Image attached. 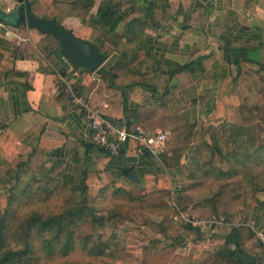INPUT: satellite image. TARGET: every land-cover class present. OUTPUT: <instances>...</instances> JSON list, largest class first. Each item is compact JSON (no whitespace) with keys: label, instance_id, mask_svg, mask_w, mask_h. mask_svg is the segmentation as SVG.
<instances>
[{"label":"crops","instance_id":"0c3cea01","mask_svg":"<svg viewBox=\"0 0 264 264\" xmlns=\"http://www.w3.org/2000/svg\"><path fill=\"white\" fill-rule=\"evenodd\" d=\"M141 1L134 11L116 9L109 18L102 17L105 0L81 14L54 11L78 36L83 25L92 26L89 40L108 56L105 70L74 76L58 40L43 46L51 34L7 23L4 15L14 14L20 2L0 0L10 31L0 32V181L7 187L50 176L78 179L100 164L104 153L91 143L83 113L70 108L65 79L122 125L169 130V155L175 124L199 134L171 168L161 154L140 152L137 143L104 162L111 178L129 181L137 194L151 183H166L193 210L197 198L190 196L188 180L190 167L202 162L201 145L245 155L264 145V120H248L264 110H253L264 96V0ZM231 218H242L254 231L242 238L241 256L264 261V195ZM232 228L212 231L211 243L222 246Z\"/></svg>","mask_w":264,"mask_h":264},{"label":"trees","instance_id":"16d2710c","mask_svg":"<svg viewBox=\"0 0 264 264\" xmlns=\"http://www.w3.org/2000/svg\"><path fill=\"white\" fill-rule=\"evenodd\" d=\"M29 1L32 4V9H36V15L46 19H57L54 14L55 10H61L67 15L81 14L89 11L99 2V0ZM115 10L114 6L102 7V17L108 16L109 18ZM15 19V13L4 15V20L7 23H14ZM92 28L90 25H83L80 37L89 40ZM104 68L102 66L98 71H103ZM263 105L264 96L254 105L253 110L257 107L262 108ZM256 117L264 120V110L251 113L248 117L249 122L255 120ZM174 120L177 123V120ZM195 137L199 138V134L185 128V125H174L170 142L172 154L169 155L167 150L161 153V158L168 168L180 164L191 139ZM131 143L139 144L137 141L131 140L122 153ZM102 152L104 156L100 158V164L98 163L94 169L86 170L78 179L50 176L46 180L32 181L22 188H9L0 181V264H50L53 261L55 264H79L67 260L66 257L80 240L76 234L77 227L81 222L80 211L86 208L95 211L97 204L94 201L98 203L109 198L121 199L132 205H138V208L145 212L157 215H163L170 209L168 199L172 191L166 186V183L160 185L150 182L151 185L148 188L144 189L141 194H137L129 181L111 178L105 172L104 162L112 161L117 156ZM199 152L202 162L190 167L188 180V192L191 197L197 198L193 213L205 217L224 216L230 220L231 215L246 203L264 195V145L249 155L225 154L217 145H201ZM165 177L166 174H163V178ZM55 182L59 183L62 188L68 185L73 188L70 193L71 197L65 200L63 209L54 211L50 207L51 210L46 212L35 208V202L40 195H47L43 199L46 201L49 195L54 192V188L50 185ZM76 184L77 186H75ZM180 198L181 201H184L182 199L185 197L180 195ZM25 206L28 207V211L24 213L21 210ZM119 206L113 207L117 209L115 215H119L123 208V206ZM97 217L103 221V216ZM16 222L18 224L14 230ZM146 226L157 235L167 238L171 231L175 230L174 227H177L176 229L180 227L176 221L174 222V219L165 217L164 219L149 218L146 220ZM185 228L197 231L199 238H203L204 231L200 228L190 225H186ZM253 236L254 231L250 226L241 225L232 228L224 244L217 249L213 264H264V261L258 257L238 254L239 249L244 247L242 238ZM85 241L88 242V240ZM233 245H236V248H233ZM91 252L96 251L92 248ZM59 258L62 260L56 263V259Z\"/></svg>","mask_w":264,"mask_h":264},{"label":"rangeland","instance_id":"374dc122","mask_svg":"<svg viewBox=\"0 0 264 264\" xmlns=\"http://www.w3.org/2000/svg\"><path fill=\"white\" fill-rule=\"evenodd\" d=\"M105 3L106 7L114 6L117 10L130 13L136 9V4L143 2L141 0H105ZM142 8L145 7H140ZM55 20L59 23L57 19ZM49 39L43 42V46L56 44L53 35ZM50 186L54 188V192L46 201L43 199L47 195H40L35 202V208L46 212L51 209L60 211L63 205L65 206V200L71 197L73 188L70 185L62 188L57 182ZM94 203L97 204L95 211L87 208L80 211L81 222L76 230L80 240L66 257L67 260L79 264H211L213 253L220 247L218 244L211 243V231L203 232L201 239L197 231L186 229L185 224L175 219L171 196L168 199L170 209L163 215L145 212L138 208V205H132L121 199L109 198L98 203L94 201ZM118 205L123 208L119 215H115L117 209L113 207ZM22 208V212L28 211V207ZM99 215L104 217L103 221L97 217ZM164 217L174 219V222L180 225L178 229L174 227L175 230L171 231L168 238L157 235L146 226L147 219H164ZM17 224V222L14 224V230ZM89 248H94L96 252H91ZM61 260L62 258L56 259V263Z\"/></svg>","mask_w":264,"mask_h":264},{"label":"built area","instance_id":"2783aa9c","mask_svg":"<svg viewBox=\"0 0 264 264\" xmlns=\"http://www.w3.org/2000/svg\"><path fill=\"white\" fill-rule=\"evenodd\" d=\"M6 27V24L0 21V32L4 30L10 32ZM14 35H16V33H14ZM71 73L74 76H85L90 73H95V71L73 66ZM64 83L65 91L70 102V108L80 110L83 113L92 131L90 141L96 148L113 156H120L128 143L131 140H135L140 144V152L148 150L153 155L160 156L165 150L168 137L171 134L169 130L148 131L141 125H122L117 120L94 107L90 99L83 96L74 83L67 79L64 80ZM171 205L175 210L174 217L177 221L185 225L200 228L204 232H212L218 227L225 225H230L232 227L245 224L250 225L242 218H231L228 220L224 216H198L194 214L190 208L186 209L184 207L180 198V193L176 188L172 189ZM259 236L264 239V232H260Z\"/></svg>","mask_w":264,"mask_h":264},{"label":"water","instance_id":"95a60500","mask_svg":"<svg viewBox=\"0 0 264 264\" xmlns=\"http://www.w3.org/2000/svg\"><path fill=\"white\" fill-rule=\"evenodd\" d=\"M19 7L16 9L15 25L28 24L31 28H36L42 33L53 35L59 42L64 56L77 67L87 68L91 71H97L106 62L108 56L103 53L97 43L83 39L73 31L64 28L55 19H46L37 16L32 9L29 0H18ZM0 21L3 18L0 17ZM132 179L137 176L131 172ZM244 249L240 248L238 254L241 255Z\"/></svg>","mask_w":264,"mask_h":264}]
</instances>
